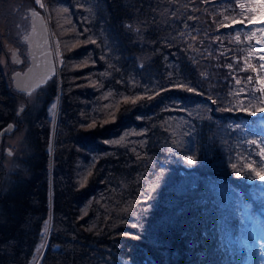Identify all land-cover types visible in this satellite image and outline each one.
<instances>
[{"label": "trees", "instance_id": "obj_1", "mask_svg": "<svg viewBox=\"0 0 264 264\" xmlns=\"http://www.w3.org/2000/svg\"><path fill=\"white\" fill-rule=\"evenodd\" d=\"M43 1L63 59L17 141L2 40L29 23L0 1V264L263 261L264 44L246 0Z\"/></svg>", "mask_w": 264, "mask_h": 264}, {"label": "rangeland", "instance_id": "obj_2", "mask_svg": "<svg viewBox=\"0 0 264 264\" xmlns=\"http://www.w3.org/2000/svg\"><path fill=\"white\" fill-rule=\"evenodd\" d=\"M0 1H2V0H0ZM5 1L6 0H4V2ZM7 1H8L7 4H5L4 6H2L4 3L0 2V7L2 6V8L4 7L5 9H7L8 17L10 18L11 16H14L16 14H20V12H23L21 15H23V17H25L29 23L28 30L20 37V41L22 43L21 45H19L18 43L15 44L12 42H7V40H4V39L2 40V42H3V52L2 53L3 54L1 57V62H2L3 66L5 64H11L10 66L11 67L13 66V70L11 69L12 70L11 80L13 83L12 75L14 73H17V72L26 71L28 66H29V61H30L29 52H30V50H28V47L30 45H32L30 35L34 32L35 27H36V22H38L39 20H38V17L35 19L32 17V12L33 11L36 12V10L30 9V7H29L27 9H25V11H24L23 8H21V4H19L17 2L18 0H7ZM41 2L44 4V7L43 8L40 7V8L43 9L42 15L44 16V22L46 24L48 34H49V38H50L51 49L53 51L54 60L56 62L55 63L56 68L54 71V74H55V73H58L60 64L62 63V59H63V55H62V51H61L62 40L60 38H58V34L55 31V29H56L55 23L56 22H54V19H52V23L49 21V17L46 16V13H48V10H46L44 1L41 0ZM247 5L250 9H253L252 12L256 13L254 15V20L257 24H259L258 26L254 27L255 32L251 33V35L253 36V38H256L258 41H260L263 45L264 44V0H246V6ZM37 6H39V5L37 4ZM3 18L4 17H2V19H0V21L1 20L2 21L7 20L6 17H5L6 20ZM8 22H9V27L11 29V23H10V21H8ZM33 28H34V30H33ZM25 36L28 37L27 40L24 39ZM259 49L260 48H258V50ZM22 52L24 53V55H22L23 54ZM261 52H263V56H264V48L261 49L260 51H258L257 53L261 56ZM13 54H15V55H13ZM24 56L26 59V64L21 68L19 66H22L24 64V62H23ZM17 60H19L18 63L16 62ZM262 64H264V62H262ZM10 66H8V69H10ZM57 69H58V71H57ZM41 85L42 84H40L37 88H39ZM37 88H35L33 91H31V93H29L27 95L24 92L20 91L21 94H19V95H21L22 97H17L18 101H17V106H16L17 116L19 117V120L17 119V121H14L12 123V128L8 132L3 133L4 135H7V136L11 135L12 138L15 136L14 140H16V141H17L18 137H20L19 134L21 133V130H22L18 126L20 123V118H28L27 109L30 107L31 103H33L32 106H34L36 101H37V94L35 93L37 91ZM40 102H42V101L40 100ZM53 104L56 105L55 109L52 108ZM58 107H59V100H58V98H55V100L53 101L52 104H50V107H49V118L52 119L51 120L52 129H54V127H55V120L57 117ZM35 110H36V112H38L39 109L36 108ZM29 118H31V117H29ZM263 141H264V138H263ZM245 147H246V145H245ZM260 150H264V147L258 149V153ZM49 151H50V153L52 152V147H49ZM259 186H260L259 187L260 190L264 192V182L260 183ZM228 196L231 200L232 199L231 195H228ZM252 197L256 199V197H254V196H252ZM249 224H250V229H251L252 226H254V225H253L252 221H249ZM262 230L263 229H261V227L259 225L257 231L253 228L251 232H253V233L258 232V233L264 234V232ZM44 244H41V245H44ZM248 247L249 246H247V248ZM237 248H236V245L234 244L233 247H231V249H230V254L231 255L233 254V249L236 252ZM253 251H257V247L253 246ZM260 253L261 254H259V257L264 258V248H263V250H261ZM238 256H240V255H238ZM258 262H259L258 264H264V260L263 261L261 260ZM33 264H39L38 263V257L33 262ZM125 264H136V263H133V262L126 263L125 262ZM244 264H246V262Z\"/></svg>", "mask_w": 264, "mask_h": 264}, {"label": "water", "instance_id": "obj_3", "mask_svg": "<svg viewBox=\"0 0 264 264\" xmlns=\"http://www.w3.org/2000/svg\"><path fill=\"white\" fill-rule=\"evenodd\" d=\"M38 20L34 32L30 35L32 45L28 47L30 50L29 66L26 71L12 75L16 90L24 92L26 95L42 84L47 77L52 76L56 68L44 17L39 16ZM11 128L12 123L2 132H8Z\"/></svg>", "mask_w": 264, "mask_h": 264}, {"label": "snow or ice", "instance_id": "obj_4", "mask_svg": "<svg viewBox=\"0 0 264 264\" xmlns=\"http://www.w3.org/2000/svg\"><path fill=\"white\" fill-rule=\"evenodd\" d=\"M35 2H36L41 8L44 7V4L41 2V0H35ZM241 7L243 8L244 5H241ZM65 11H67V10L65 9ZM32 17H33L34 19L37 18V17H39V13L33 11V12H32ZM227 19H228V17H225V20H227ZM41 22H42V18H41ZM250 22H251V20H249V23H250ZM233 23L235 24V23H237V21L233 20ZM240 23H243V21H240ZM33 30H34V28H33ZM24 39L27 40L28 37L25 36ZM236 39L238 40V39H239V36H237ZM93 43H95V41H93ZM13 55H15V54H13ZM17 62H19V61L17 60ZM249 79H251V78L249 77ZM237 83H239V81H237ZM187 90H188L189 92L194 91V89H192V88H188ZM29 91H31V90H29ZM143 98H144V97H139V96H138V97H135V98H128V97H125V101L128 102L129 100H131L132 103H136L137 100H140V99H143ZM147 99H152V97H151V96H148ZM213 103H215V101H213ZM55 107H56V105L53 104V105H52V108L55 109ZM224 110H225V111H230V109H224ZM256 112H264V108H258V109H256L254 112H252L251 114H252V115H255ZM93 126H94V125H89V127H93ZM252 143H256V142H255V141H252ZM262 154H264V151H262ZM185 159H186V161H187L188 164H193V163L196 162L192 156H186ZM232 167L235 168L236 165H232ZM252 171H253V172H256L255 169H252ZM249 178H250V179H251V178H259L260 180L264 181V174H261V173L256 172L255 177H249ZM82 186H83V185H82ZM47 230H48V229H47V222H45V229H44L45 234L47 233ZM137 238H138V237H137ZM41 247H43V245H41ZM37 251H39V249H37Z\"/></svg>", "mask_w": 264, "mask_h": 264}, {"label": "bare ground", "instance_id": "obj_5", "mask_svg": "<svg viewBox=\"0 0 264 264\" xmlns=\"http://www.w3.org/2000/svg\"><path fill=\"white\" fill-rule=\"evenodd\" d=\"M12 84H13V83H12ZM13 86H14V85H13ZM14 88H15V87H14ZM15 89H16V88H15ZM43 247H44V245H43ZM43 247H42V248H43Z\"/></svg>", "mask_w": 264, "mask_h": 264}]
</instances>
